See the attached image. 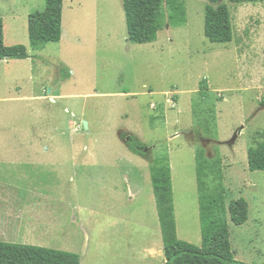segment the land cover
Returning <instances> with one entry per match:
<instances>
[{"label": "rangeland", "instance_id": "rangeland-1", "mask_svg": "<svg viewBox=\"0 0 264 264\" xmlns=\"http://www.w3.org/2000/svg\"><path fill=\"white\" fill-rule=\"evenodd\" d=\"M123 1L67 0L62 40L35 51L29 16L46 0H0L6 46L30 54L0 61V207H55V188L33 193L55 185L64 216L53 249L79 254L81 264H163L150 155L169 153L179 239L202 247L195 153L203 146L223 158L227 203H249V221L230 222L236 258L264 264V172L248 163L249 148L264 141V2L223 0L230 43L205 36L210 0H185V26L167 25L139 45L129 41ZM131 136L149 157L129 150ZM29 141L45 143L46 167L13 147Z\"/></svg>", "mask_w": 264, "mask_h": 264}, {"label": "trees", "instance_id": "trees-1", "mask_svg": "<svg viewBox=\"0 0 264 264\" xmlns=\"http://www.w3.org/2000/svg\"><path fill=\"white\" fill-rule=\"evenodd\" d=\"M210 1L205 10L206 38L215 44L232 42L234 34L228 5L223 0ZM229 2L254 4L264 0ZM63 7L64 0H46L44 11L29 16L28 31L33 50L39 51L62 40ZM123 7L129 41L134 44L153 43L167 25L182 27L188 21L185 0H124ZM4 27L0 18V61L28 59L30 54L26 46H6ZM206 89L207 86L202 89L205 91L202 92L203 98L207 97ZM204 121L207 135L211 136V120L205 118ZM127 147L137 156L149 157V147L135 137H129ZM195 162L202 247L178 237L169 153L164 148L155 157L150 155L166 264H246L239 261L233 252L230 222L238 227L245 225L249 221V203L243 197L227 203L223 158L218 150L215 149L214 156L209 157L203 146L198 147ZM248 163L250 171L264 172V141H257L249 148ZM0 264H81V256L70 251L0 241Z\"/></svg>", "mask_w": 264, "mask_h": 264}, {"label": "crops", "instance_id": "crops-1", "mask_svg": "<svg viewBox=\"0 0 264 264\" xmlns=\"http://www.w3.org/2000/svg\"><path fill=\"white\" fill-rule=\"evenodd\" d=\"M66 1L67 0H64V7H63L64 15L66 10ZM76 1H77L76 4L80 6L78 3H80L81 0H76ZM13 145L15 150H20L19 152H22L23 150L27 151L25 155L28 156L27 159H29L28 161L30 165L35 166L36 163H42V165H44L43 164L44 156L47 155V153L49 152L44 150L41 151L42 149H44L45 143L29 141V142L15 143ZM46 163L47 162H45L44 167H46L47 165ZM172 174H173V169H172ZM40 186L41 188L38 191L33 190L34 196H38L40 198L44 196L47 197L50 196V190L55 188L56 191L54 192V195H51L56 203L55 207H52L50 205L45 206L42 203H39L37 207L35 206L32 207L30 205H25V203H21L20 201L17 202L15 201L16 203H18L16 205L5 204L4 206H2V208L0 207V241L52 248L51 244H53L54 240L56 242V239L53 236V232L56 233L62 232V226H63L62 219L64 216V213L62 211L63 200H61L59 197L57 186L55 185L52 186L49 184L45 185L44 183H40ZM15 196L20 198L19 194L18 195L15 194ZM0 200L3 201L4 198L2 199L0 198ZM8 203L12 204L11 201H9ZM6 216L8 217L7 221L4 220ZM16 227L18 228L17 231L18 233H15L14 235H12L11 232L3 231V229H13ZM64 233H65V229H64ZM161 250L162 248L160 247L157 253L159 254V257L162 259ZM155 254L156 251L154 255ZM165 263H166V258L163 261V264Z\"/></svg>", "mask_w": 264, "mask_h": 264}]
</instances>
